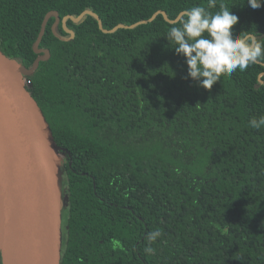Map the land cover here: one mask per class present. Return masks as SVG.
<instances>
[{
    "label": "trees",
    "instance_id": "trees-1",
    "mask_svg": "<svg viewBox=\"0 0 264 264\" xmlns=\"http://www.w3.org/2000/svg\"><path fill=\"white\" fill-rule=\"evenodd\" d=\"M0 0V49L64 154L61 264H264V59L211 90L187 77L167 33L202 6L237 14L233 34L264 40V6L247 0ZM79 22L63 18H78ZM183 13V15H182ZM163 235L144 252L147 234ZM0 264H3L0 256Z\"/></svg>",
    "mask_w": 264,
    "mask_h": 264
},
{
    "label": "water",
    "instance_id": "water-1",
    "mask_svg": "<svg viewBox=\"0 0 264 264\" xmlns=\"http://www.w3.org/2000/svg\"><path fill=\"white\" fill-rule=\"evenodd\" d=\"M90 14L97 18L100 28L114 32L118 28H134L152 21L165 12L159 11L149 21L132 26H118L111 31L103 29L98 15L86 11L78 18L66 16L79 22ZM55 15L54 34L61 40L56 27L61 21L58 12L47 15L38 41L37 58L31 69H25L0 49V256L3 264H61L62 258V192L58 154L62 148L56 145L46 118L38 102L25 84L27 76L33 75L40 62L48 61L51 52L40 49L49 18ZM183 15V13H182ZM181 16L171 23L177 22Z\"/></svg>",
    "mask_w": 264,
    "mask_h": 264
},
{
    "label": "clouds",
    "instance_id": "clouds-1",
    "mask_svg": "<svg viewBox=\"0 0 264 264\" xmlns=\"http://www.w3.org/2000/svg\"><path fill=\"white\" fill-rule=\"evenodd\" d=\"M252 9L264 6V0H247ZM215 6L209 0L208 8ZM179 26H172L167 33L169 42L175 44L174 51L185 58L187 77L206 90L221 80L223 75L231 76L237 69L245 71L249 65L264 59V40L251 33L233 34V26L239 21L237 14L224 4L212 13L202 6H193L184 12ZM249 126L260 130L264 127V116L249 120ZM163 235L156 228L147 234V254H153L152 244Z\"/></svg>",
    "mask_w": 264,
    "mask_h": 264
},
{
    "label": "rangeland",
    "instance_id": "rangeland-1",
    "mask_svg": "<svg viewBox=\"0 0 264 264\" xmlns=\"http://www.w3.org/2000/svg\"><path fill=\"white\" fill-rule=\"evenodd\" d=\"M59 161H61V168H60V176H61V192H62V204L64 206L65 203V189H66V173L64 170V154L63 153H59L58 155ZM62 231H63V237L66 233V213L65 210H62Z\"/></svg>",
    "mask_w": 264,
    "mask_h": 264
},
{
    "label": "built area",
    "instance_id": "built-area-1",
    "mask_svg": "<svg viewBox=\"0 0 264 264\" xmlns=\"http://www.w3.org/2000/svg\"><path fill=\"white\" fill-rule=\"evenodd\" d=\"M25 84H26L27 87H30V86H31V81L26 80V81H25Z\"/></svg>",
    "mask_w": 264,
    "mask_h": 264
}]
</instances>
